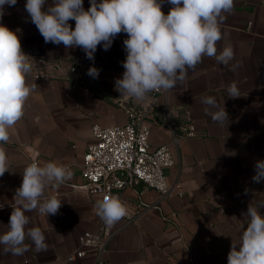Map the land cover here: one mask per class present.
<instances>
[{"label": "crops", "instance_id": "crops-1", "mask_svg": "<svg viewBox=\"0 0 264 264\" xmlns=\"http://www.w3.org/2000/svg\"><path fill=\"white\" fill-rule=\"evenodd\" d=\"M52 2L46 0L45 8ZM25 3L5 5L6 13L0 17L10 29L22 30L17 33L22 51L35 61L27 83L37 85L25 103L24 116L9 130L8 142H0L9 161V170L0 176V234L8 230L18 199L15 192L34 151L41 165L63 164L72 175L45 188V197L61 199L56 215L26 213L27 228L44 232L47 251L37 252L27 239L30 250L22 256L4 254L0 246V264H97L98 253L89 248L83 256L68 259L79 247V234L96 231L102 220L96 210L98 199L79 188L85 183L83 155L93 141L92 125L125 124L133 105L125 108L87 88L86 70L95 66L103 87L119 93L114 85L124 72L127 34L117 35L107 51L98 46L92 61L79 47L45 43ZM83 6L87 10L89 0H83ZM170 7L164 0L161 10L167 14ZM225 15L217 52L231 45L234 59L225 66L204 56L185 81L155 94L144 116L151 147L166 144L173 159L163 169L168 194L143 182L121 190L125 203L143 212L134 222L122 218L113 226L101 264H227L232 242L239 241L246 227L249 204L264 202V181H252L256 161L264 160V0H234ZM69 25L74 28L75 21ZM35 52L43 63L33 57ZM78 57L87 65L82 81L76 83L69 69ZM233 82L239 88L237 98L228 97ZM206 96L224 106L229 119L223 124L206 112L208 106L202 103ZM189 123L194 135L183 136L179 128ZM259 211L264 214V208Z\"/></svg>", "mask_w": 264, "mask_h": 264}, {"label": "clouds", "instance_id": "clouds-1", "mask_svg": "<svg viewBox=\"0 0 264 264\" xmlns=\"http://www.w3.org/2000/svg\"><path fill=\"white\" fill-rule=\"evenodd\" d=\"M164 0H89L85 10L83 0H26L25 10L45 43L63 44L65 48H81L89 60L94 61L98 46L107 51L121 33L126 58L124 72L116 79L115 89L121 96L144 101L151 92H168L178 82L187 79L190 70L202 62L204 56L215 58L225 66L234 59V49L225 46L217 52L222 39L220 25L234 6V0H167L171 5L167 14L162 9ZM17 0H0V17L6 13L5 5L14 7ZM75 21L71 28L69 21ZM17 27L10 29L0 23V142L7 143L9 130L24 116L25 103L36 89L35 82L27 83V75L35 61L22 51ZM235 65L232 70H235ZM87 74L93 79L99 70L90 66ZM228 97L240 96L235 82L227 88ZM212 121L223 124L229 119L213 96L202 98ZM38 153L33 152L32 163L23 171L18 199L12 205L8 230L0 234L4 254L22 256L30 250L26 239L37 252L47 251L46 236L39 227L28 229L30 218L26 213L38 210L47 217L56 215L61 199L45 197L46 186L57 185L72 173L63 164L47 162L41 166ZM252 176L254 183L264 181V160L256 161ZM9 170L5 148L0 145V176ZM43 198V199H42ZM3 207V205H0ZM264 202L249 204L248 221L239 241L232 242L227 264H264V214L259 209ZM97 215L112 227L128 216V209L118 195H107L96 204Z\"/></svg>", "mask_w": 264, "mask_h": 264}, {"label": "built area", "instance_id": "built-area-1", "mask_svg": "<svg viewBox=\"0 0 264 264\" xmlns=\"http://www.w3.org/2000/svg\"><path fill=\"white\" fill-rule=\"evenodd\" d=\"M33 57L43 63L37 52L33 53ZM86 65L83 57L72 60L69 73L76 83L82 81ZM158 93L161 92H151L153 96ZM147 111L148 108L144 110L133 105L128 108L125 124L92 125L93 141L87 145L83 155L82 176L85 183L79 186L89 196L100 201L107 195H118L125 203L120 195L121 190L138 182L158 190L164 196L168 194L169 186L163 169L171 166L173 159L166 144L151 147L148 140L150 129L143 121ZM179 130L183 136L194 135V125L191 123L180 126ZM125 205L129 213L123 218L126 222H134L142 215L143 209ZM113 233V226L108 227L103 220L99 221L96 231L86 230L79 234V247L68 259L83 256L89 248L96 250L97 264H101L100 255Z\"/></svg>", "mask_w": 264, "mask_h": 264}, {"label": "water", "instance_id": "water-1", "mask_svg": "<svg viewBox=\"0 0 264 264\" xmlns=\"http://www.w3.org/2000/svg\"><path fill=\"white\" fill-rule=\"evenodd\" d=\"M89 69V68H88ZM87 69V70H88ZM86 70V81H85V86L89 89H91L93 92L97 93L98 95L102 96L106 100H109L111 102L119 103L121 106L127 108L126 105L132 104L140 107L141 109L146 110L148 106L153 102L154 96L149 93L148 98L144 101H136L134 98L133 99H127L123 96H121L120 93H114L112 91L106 90L102 83L99 81V79H93L87 74Z\"/></svg>", "mask_w": 264, "mask_h": 264}]
</instances>
